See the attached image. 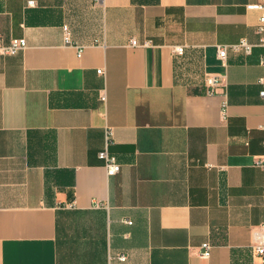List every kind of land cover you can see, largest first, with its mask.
Here are the masks:
<instances>
[{
    "label": "crops",
    "instance_id": "1",
    "mask_svg": "<svg viewBox=\"0 0 264 264\" xmlns=\"http://www.w3.org/2000/svg\"><path fill=\"white\" fill-rule=\"evenodd\" d=\"M258 1L0 0V264L262 263Z\"/></svg>",
    "mask_w": 264,
    "mask_h": 264
},
{
    "label": "built area",
    "instance_id": "2",
    "mask_svg": "<svg viewBox=\"0 0 264 264\" xmlns=\"http://www.w3.org/2000/svg\"><path fill=\"white\" fill-rule=\"evenodd\" d=\"M97 3H103L104 0H95ZM30 4L33 1L29 2ZM247 8L258 10L259 18L256 25V31L259 35V38L256 42H251L247 38H241L237 42L233 43H218L216 44L217 56L221 60L222 64L226 65L228 52L233 50L235 52H244L247 55L253 53L255 47H260L262 49L259 62L264 66V0L258 2L250 3L247 5ZM64 40L68 45H73L78 47V56H81L83 48L77 44L72 39V32L68 24H64ZM131 43L133 45H138L137 40L132 39ZM149 41L145 42L144 45H148ZM27 46V41L25 38H13L10 42H4L0 37V58L5 55L16 54L18 51L24 49ZM185 45H176L173 48V51L177 54H183L185 51ZM98 72H102V69H99ZM222 77L220 75H209L206 77V84L210 88L209 92L213 93L216 91L217 87L221 84ZM259 82L262 84L263 88L261 89V95L264 97V76L259 79ZM103 100L106 99V94L101 96ZM226 115V105L223 107V116ZM112 136V130L108 129L107 138L110 142ZM99 156L105 161V167L108 175L117 174L121 170V163L118 161L115 155L110 154L107 148L99 152ZM256 165L264 169V154L259 156L255 161ZM264 198V190H263ZM128 223H132L131 220H126ZM254 245L253 248L255 252L261 257V264H264V219L260 224L253 230ZM212 245L209 242H204L202 244L201 255L208 257L211 254ZM119 259L122 263H125L127 256L125 254H120Z\"/></svg>",
    "mask_w": 264,
    "mask_h": 264
}]
</instances>
